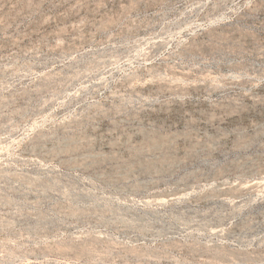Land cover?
<instances>
[{
  "label": "rangeland",
  "instance_id": "obj_1",
  "mask_svg": "<svg viewBox=\"0 0 264 264\" xmlns=\"http://www.w3.org/2000/svg\"><path fill=\"white\" fill-rule=\"evenodd\" d=\"M0 264H264V0H0Z\"/></svg>",
  "mask_w": 264,
  "mask_h": 264
}]
</instances>
